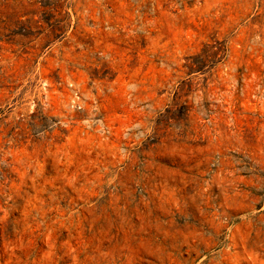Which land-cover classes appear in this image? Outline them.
I'll use <instances>...</instances> for the list:
<instances>
[{"label": "rangeland", "instance_id": "rangeland-1", "mask_svg": "<svg viewBox=\"0 0 264 264\" xmlns=\"http://www.w3.org/2000/svg\"><path fill=\"white\" fill-rule=\"evenodd\" d=\"M0 264H264V0H0Z\"/></svg>", "mask_w": 264, "mask_h": 264}]
</instances>
